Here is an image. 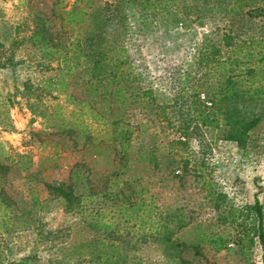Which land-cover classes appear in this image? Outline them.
Returning a JSON list of instances; mask_svg holds the SVG:
<instances>
[{"label": "rangeland", "instance_id": "rangeland-1", "mask_svg": "<svg viewBox=\"0 0 264 264\" xmlns=\"http://www.w3.org/2000/svg\"><path fill=\"white\" fill-rule=\"evenodd\" d=\"M74 1L60 0L58 8L69 10ZM119 1L129 4L122 7L125 20L116 16L117 0H79L77 7L89 14L99 11L108 16L106 42L118 56L128 57L135 77L121 83L129 97L126 104L120 97L107 95L103 100L95 91L88 93L86 74L81 73L87 64L70 76L57 70L40 72L32 64L40 54H33L28 41L17 45L15 60L23 64L0 69V152L13 158L12 163L2 160L9 169L0 171V202L5 203L0 205L1 261L17 262L36 255L35 264H57L60 260L71 264L78 260L76 247L97 237L110 245L111 253L135 256L142 264H178L173 250L155 240L156 221L165 218L174 227L178 221L185 224L177 235L181 240L199 242L202 256L194 255L193 250L181 254L191 264H264L258 244L249 249L238 244L239 239L246 242L243 226L250 225V219L238 213L244 211L246 215L245 209L253 204L256 194L264 210V99L239 100L227 108L238 118L260 117L243 147L225 139L224 126L197 127L187 145L179 146L183 149L178 154L174 152L173 158L186 166L185 173L180 172L183 169L177 171L182 178L171 177V160L167 158L171 142L183 139L175 117L188 100L182 87L187 86L186 76L192 77L198 70L196 58L202 40L220 47L224 56L228 51L222 47L224 34H231L233 43L257 37L264 31V17L243 16L247 10H241L234 0H174L177 14L186 15L189 25L175 26L157 17H140L138 0ZM56 3L0 0V43L5 50L0 58L7 57L14 39L30 35L34 14H50ZM231 7L234 13L229 12ZM55 25L56 29L60 26L59 22ZM50 65L58 67L56 62ZM55 77L60 80L55 87L62 88V94L44 90L46 80ZM25 82L30 90L24 87ZM62 83L68 84L65 90ZM103 86L116 88L113 84ZM150 88L159 105L174 98L176 105L166 108L170 124L156 116L150 105L153 102L137 99ZM115 119L120 120L117 131L123 127L131 132L127 143L113 140ZM75 120L88 127L92 136L83 148V139L74 149L69 136L53 134L59 125ZM8 125L13 126L14 133L5 132ZM125 143L130 145L129 154L127 159H120ZM16 155L27 156L32 166L16 171L24 163V159L17 162ZM152 157L159 161L157 169L150 162ZM76 164L85 165L83 171L87 169L79 179V189L92 187L96 193L83 213L66 211L45 187V183L66 182ZM127 180L136 183L134 189L127 188ZM133 191H139L137 197L131 196ZM104 193L108 195L102 197ZM138 197L144 204L135 211L132 208ZM168 215L171 217L166 218ZM94 221L106 228L96 227Z\"/></svg>", "mask_w": 264, "mask_h": 264}, {"label": "trees", "instance_id": "trees-1", "mask_svg": "<svg viewBox=\"0 0 264 264\" xmlns=\"http://www.w3.org/2000/svg\"><path fill=\"white\" fill-rule=\"evenodd\" d=\"M57 3L53 5L50 14L36 13L32 16V30L27 38L20 37V39H14L11 44L12 49L5 58H0V69H8L10 67L15 68L21 66L22 61L15 60L16 53L19 50L17 45L29 42L31 51L33 54H40L38 60L32 61L34 67L39 69L40 72H47L57 70L58 73H63L66 76L72 75L79 66L87 64L81 73L86 74L87 81L86 89L88 87V93L95 91L99 98L105 100V96L120 97L121 103H127L129 97L124 94V88L122 82H127L131 78H134L131 66L127 64L128 57L118 56V51L111 48L109 43L106 42V28L108 23V16L101 15V12L87 13L84 9L77 7L79 0H75L73 7L69 10L62 11L58 8L60 0H56ZM235 3L243 11V16L254 19L258 17H264V0H234ZM127 2L134 3L136 0H127ZM123 5L129 6V4L120 2L117 0L115 5L116 16L125 20L127 17L123 13ZM136 6L138 7L140 17H157L169 25H182L189 26L186 15H178V7L174 0H138ZM239 10V11H241ZM235 12L234 7L229 9V12ZM242 12V11H241ZM240 12V13H241ZM190 12H187L189 14ZM237 14L239 12H236ZM239 13V15H240ZM198 20H200L199 13L196 14ZM139 17V18H140ZM60 24L56 29L55 23ZM66 27L74 29L65 30ZM65 37L66 40H61V37ZM233 37L231 34H224L221 38L222 47L226 51L222 56V50L220 47L214 45L206 38L202 40L198 55L196 58L197 71L194 75L186 76L185 83L187 86H183L182 89L186 92L188 100L185 102L184 110L179 109V113H176L175 120L178 122L177 130L179 135L183 139H177L172 141L170 146L172 147L171 153H168V159L170 161L171 177L182 178V175L177 173L186 171V166L183 163L180 165L177 162L176 154L179 150V146L187 145L188 139L193 130H198L197 127L203 128H220V126L226 127L225 139L236 143L239 147H243L249 137L248 133L253 130L260 117L256 116L252 119L238 118L230 110H227L228 106L236 101L253 102L260 99H264V31L257 37L250 38L249 40L241 43H233ZM70 46V47H69ZM0 57L3 56L5 50L2 48ZM51 62H56L58 67H52ZM126 65V67H124ZM203 71V72H202ZM59 78L47 79L45 82L44 90L47 92L55 91L59 94L63 93V90L57 89L55 86L59 83ZM116 86L115 89L110 88L109 85ZM63 85L65 90L68 84ZM30 85L26 82L24 87L26 90H30ZM54 86V87H53ZM102 91H100V89ZM187 88V89H186ZM181 89V90H182ZM25 90V89H24ZM129 91L128 89H126ZM133 96V95H132ZM201 96L203 99H201ZM69 97L71 95L69 94ZM144 100L147 98L151 102V108H154L156 116L162 121L171 123V119L166 115V108L169 106L172 108L173 102L171 97L168 98V103L159 105L156 103L155 94L153 89L142 91L137 95V99ZM173 102V103H172ZM206 103L210 107H207ZM31 106V105H30ZM32 113L35 114L33 107H30ZM184 112H186L184 114ZM42 117H47V113H40ZM59 115V114H58ZM101 118V117H100ZM78 121V120H77ZM71 121L69 124L59 125L53 134H64L69 136L72 140V147L78 148L79 141H82L80 148L86 146L92 140L91 133L88 127ZM113 126H119V119H115ZM193 125V126H191ZM115 133L113 140L119 139L125 140L127 143L131 138V132L123 127H120ZM194 131V132H195ZM5 132H13V126L8 125ZM122 147L120 159H127V148L130 146L126 144ZM176 154H175V153ZM18 157L17 162L24 159V163L17 166L16 171H27L32 166L31 161L27 156L16 155ZM173 156H175L173 158ZM2 160L13 162V158L9 153L0 152V171L2 173L7 172L9 165H4ZM3 161V162H4ZM150 162L153 163L154 168L159 167V161L152 157ZM125 166V165H124ZM74 168V169H73ZM69 174L68 180L57 184L45 183V187L49 192V195L53 196L57 201L62 202L64 208L68 212L83 213L87 209V201L95 193V189L89 187L87 189H79V179L83 176L84 171L81 168H85V165L76 164ZM167 169V168H166ZM86 183H89L88 179H85ZM125 185L128 189H134L136 183H131L129 180L125 181ZM139 191H133L131 196L137 197ZM108 195L102 194V197ZM126 198V197H125ZM136 200L134 209L139 211L144 204L142 197ZM137 199V198H136ZM2 201L0 205H3ZM8 207L7 205H4ZM246 215L244 211L238 213V216H242L250 219L249 227L243 226L244 238H246V244L239 239V247L243 248L244 244L248 249L254 244H258L261 251V260L264 263V210L262 204L259 202L258 195L254 196V202L252 205L246 207ZM168 215L166 218H170ZM162 218V217H161ZM86 220V219H84ZM96 220V219H95ZM96 227L106 228V226L100 221H94ZM236 222H239L236 220ZM240 223V222H239ZM245 223V220L243 221ZM185 224L182 221L177 222V226H171L162 220L156 221V239L161 245L173 250V258L178 259V264H191L189 261L181 257L184 251L193 250L194 255L202 256L201 246L199 242L187 243L177 237L178 232L183 229ZM221 240V239H220ZM215 243L217 240H213ZM224 246H222L223 248ZM77 248L78 260L71 264H142L137 262L135 256L126 257L127 255L113 254L109 251L110 245L102 239L97 237L88 239L82 242ZM38 261L36 255L26 256L19 261H11L5 264H35ZM0 264H4L1 261ZM57 264H69L64 260L57 261Z\"/></svg>", "mask_w": 264, "mask_h": 264}]
</instances>
